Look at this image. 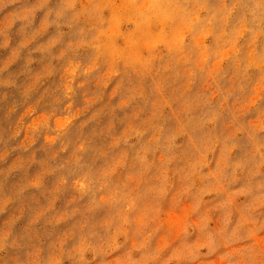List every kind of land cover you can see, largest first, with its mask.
<instances>
[{
    "label": "rangeland",
    "instance_id": "rangeland-1",
    "mask_svg": "<svg viewBox=\"0 0 264 264\" xmlns=\"http://www.w3.org/2000/svg\"><path fill=\"white\" fill-rule=\"evenodd\" d=\"M0 264H264V0H0Z\"/></svg>",
    "mask_w": 264,
    "mask_h": 264
}]
</instances>
